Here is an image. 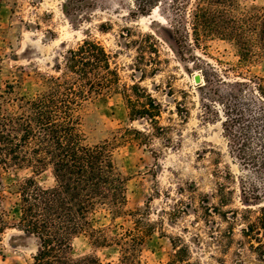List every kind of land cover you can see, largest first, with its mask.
<instances>
[{"label": "rangeland", "instance_id": "obj_1", "mask_svg": "<svg viewBox=\"0 0 264 264\" xmlns=\"http://www.w3.org/2000/svg\"><path fill=\"white\" fill-rule=\"evenodd\" d=\"M193 2L158 0L140 13L134 0H0L2 87L19 79L15 91L34 95L42 76L56 75L62 54L85 38L102 44L119 74V90L83 104L80 129L86 144H113L128 175L127 213L114 220L98 215L95 227L104 229L105 244L79 234L71 240L74 257L91 254L103 264L117 262L128 242L116 239L131 229L140 239L129 249L146 264L169 261L173 243L186 245L194 264H264L250 247L257 242L241 231L264 205V199L257 204L254 198L261 190L259 175L232 154L221 106L235 95L233 84L264 79V56L244 60L232 41L215 36L196 45L190 30L178 53L174 29L188 19ZM133 82L161 104L158 121L165 129L159 133L150 120L129 118L122 86ZM127 127L149 134L147 144L122 137ZM31 174L0 169V212L10 225L18 220L13 183ZM38 180L53 182L49 172ZM137 217L149 224L143 232L136 230ZM260 240L264 243V235ZM37 248L34 236L9 227L0 235V264H30Z\"/></svg>", "mask_w": 264, "mask_h": 264}, {"label": "trees", "instance_id": "obj_2", "mask_svg": "<svg viewBox=\"0 0 264 264\" xmlns=\"http://www.w3.org/2000/svg\"><path fill=\"white\" fill-rule=\"evenodd\" d=\"M157 2L134 0V6L145 13ZM188 30L196 45L215 36L232 41L244 60L262 57L264 0L261 6L240 0H194L188 19L185 17L174 29L180 36L173 37L180 54L183 40L189 38ZM55 69L56 75L42 76L41 90L31 96L15 91L19 79L17 83L6 80L3 87L0 84V169H30L32 173L13 183L18 220L10 225L0 212V235L15 227L34 236L38 248L30 264H103L96 255L72 256L71 240L88 234L95 244H105L104 229L95 227L97 216L114 220L127 213L128 175L117 161L112 143L84 142L80 109L92 97L119 90V74L110 54L91 38L67 49ZM258 79L233 84L237 87L235 95L221 101V106L223 130L232 154L245 169L259 175L261 190L254 198L260 204L264 199V79ZM122 95L131 120H150L156 133L165 129L158 121L161 104L146 88L138 82L125 83ZM123 134L146 144L149 139V134L134 127L125 128ZM44 172L50 173L51 185L38 180ZM221 187L220 183V191ZM220 196L225 199L222 192ZM135 223L138 233L149 226L138 217ZM241 231L257 242L250 247L264 261V243L260 240L264 235V205ZM138 237L128 229L116 240L124 239L129 245ZM128 245L118 261L109 264H146ZM173 245V257L163 264H194L186 245Z\"/></svg>", "mask_w": 264, "mask_h": 264}, {"label": "water", "instance_id": "obj_3", "mask_svg": "<svg viewBox=\"0 0 264 264\" xmlns=\"http://www.w3.org/2000/svg\"><path fill=\"white\" fill-rule=\"evenodd\" d=\"M196 81H199L198 77H196Z\"/></svg>", "mask_w": 264, "mask_h": 264}]
</instances>
